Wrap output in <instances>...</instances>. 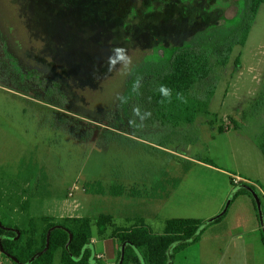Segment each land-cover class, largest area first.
<instances>
[{"label":"rangeland","instance_id":"1","mask_svg":"<svg viewBox=\"0 0 264 264\" xmlns=\"http://www.w3.org/2000/svg\"><path fill=\"white\" fill-rule=\"evenodd\" d=\"M242 1L0 0V206L8 218L19 227L33 219L42 230L44 215L110 214L105 234L98 236L94 222L93 239L98 257L116 264L113 229L137 219L180 218L167 204L172 194L188 206L185 214L212 212L221 193L203 164H220L221 147L239 168L264 169V2L246 42L197 86L202 99L214 91L194 123L159 120L156 108L139 100L146 79L141 95L131 93L132 72L156 59L157 46L181 45L207 25L233 19ZM115 46L133 57L127 75L107 71ZM117 94L131 95L129 104L121 106ZM136 104L152 113L139 130L129 126ZM97 179L107 189L136 186L150 196L86 192L84 183ZM237 231L228 240L236 241ZM218 262L196 242L172 264ZM0 264H14L1 246Z\"/></svg>","mask_w":264,"mask_h":264},{"label":"trees","instance_id":"2","mask_svg":"<svg viewBox=\"0 0 264 264\" xmlns=\"http://www.w3.org/2000/svg\"><path fill=\"white\" fill-rule=\"evenodd\" d=\"M264 0H243L239 13L221 24H209L193 34L181 45H159L154 50V58L138 65L132 76H143L147 80L146 95L140 102L155 111L162 122L177 125L181 122L194 123L199 111H207L213 96V88L206 98L195 96L197 86L207 82L215 64L225 66L238 44L247 40L260 5ZM132 14L137 13L132 8ZM161 51L162 54L159 53ZM209 82V81H208ZM207 82V83H208ZM206 83V86H207ZM161 84L172 89V103L159 94ZM182 92L187 103L176 98ZM199 93V92H198ZM164 100L165 103H159ZM223 130V128L221 129ZM264 149V143L262 144ZM207 162L213 164L212 160ZM88 193L149 197L150 191L136 186L116 184L109 189L101 180L86 181L83 185ZM254 186L242 181L232 188V198L249 193ZM226 209L212 219L172 218L164 227L154 228L144 219L133 221L130 226H118L112 236L119 243L116 264H172L176 253L198 242L205 230L219 222ZM112 216V215H111ZM110 214L98 218L88 216L56 217L44 215L45 226L38 229L33 219L29 226L19 227L8 218L0 206V246L14 264H108L107 257H98L94 222L98 236L106 233Z\"/></svg>","mask_w":264,"mask_h":264},{"label":"crops","instance_id":"3","mask_svg":"<svg viewBox=\"0 0 264 264\" xmlns=\"http://www.w3.org/2000/svg\"><path fill=\"white\" fill-rule=\"evenodd\" d=\"M230 128L231 125H228L222 131H227ZM261 148L264 152L262 145ZM221 150L220 164H211L207 161L203 164L212 170L213 173L210 177L213 187L221 193L212 212L204 217L185 214L184 211L188 210V206L179 205L180 201H177L173 194L166 198L167 204L171 206L172 211L183 213L173 216L180 218L212 219L226 209L224 217L219 222L210 225L197 242L201 244L203 252L205 250L208 253L212 252V258L219 261L217 264H220L222 260H228L231 264H264V169L257 166H251L247 170L239 168L229 160L225 148L221 147ZM234 171H237L238 174ZM233 174H240L244 180L254 186V190L230 200L232 198L231 176ZM257 192L263 199L256 195ZM166 219L164 216L163 219L157 218L155 221L145 219V221L161 230ZM160 220L163 221L162 226L157 224ZM234 229L238 230L235 234L236 241H232L233 238L228 240V233ZM208 232H211L210 235ZM115 241L117 240L114 238ZM96 246L97 253H99L97 243Z\"/></svg>","mask_w":264,"mask_h":264},{"label":"clouds","instance_id":"4","mask_svg":"<svg viewBox=\"0 0 264 264\" xmlns=\"http://www.w3.org/2000/svg\"><path fill=\"white\" fill-rule=\"evenodd\" d=\"M111 54L106 58L107 71L118 72L120 75H127L128 72H131V66L133 65V57L129 53L128 48L124 46H115L110 49ZM121 65V69L117 70L116 66ZM124 69H127L128 72H125ZM95 75V73H94ZM143 76L137 75L131 85V93L136 95H141V88L143 87L142 81ZM159 94L167 99V103H172V89L167 85L161 84L157 89ZM176 98L180 100L181 103H187L188 100L182 92H178ZM131 95L117 94L116 100L121 106L129 104ZM159 103L164 104V100H160ZM151 111L144 110L140 104L132 106V119L129 120V126L134 129H142L144 127L143 122L151 118ZM137 118H139L140 123H137Z\"/></svg>","mask_w":264,"mask_h":264},{"label":"built area","instance_id":"5","mask_svg":"<svg viewBox=\"0 0 264 264\" xmlns=\"http://www.w3.org/2000/svg\"><path fill=\"white\" fill-rule=\"evenodd\" d=\"M242 181L248 182L247 180H244L240 175L233 174L231 176V185H232V188L234 186H237L238 184H240Z\"/></svg>","mask_w":264,"mask_h":264}]
</instances>
